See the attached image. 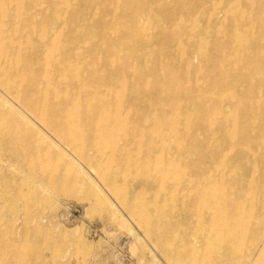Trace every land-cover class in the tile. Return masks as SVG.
Returning a JSON list of instances; mask_svg holds the SVG:
<instances>
[{
	"label": "bare ground",
	"instance_id": "6f19581e",
	"mask_svg": "<svg viewBox=\"0 0 264 264\" xmlns=\"http://www.w3.org/2000/svg\"><path fill=\"white\" fill-rule=\"evenodd\" d=\"M69 155L109 182L119 156L209 222L189 264H264V0H0V199L74 183ZM23 230L0 264L29 261Z\"/></svg>",
	"mask_w": 264,
	"mask_h": 264
},
{
	"label": "rangeland",
	"instance_id": "374dc122",
	"mask_svg": "<svg viewBox=\"0 0 264 264\" xmlns=\"http://www.w3.org/2000/svg\"><path fill=\"white\" fill-rule=\"evenodd\" d=\"M69 157L74 169L68 175L74 183L63 184L58 193L47 188L42 200L30 207L15 200L11 192L0 199V230L10 224L11 241L17 244L26 242L25 226L31 234L27 241L31 263L24 264H189L188 258H182L185 239L195 243L200 253L205 249L202 238L209 233V222L181 213L165 198L167 189L145 180L133 165L129 164L130 174L124 171L128 164L117 162L119 156L100 157L99 166L112 175L109 182L97 170L92 173L85 163ZM4 176L12 181L17 171H5ZM124 198L141 204L142 211L131 215L121 202ZM157 208L165 212L162 221L154 214L148 218L147 213ZM138 219L146 225L141 226ZM171 220L172 227L166 229ZM4 239L1 236L0 241ZM48 241L53 242L52 247L45 243ZM239 261L233 258L229 264Z\"/></svg>",
	"mask_w": 264,
	"mask_h": 264
}]
</instances>
